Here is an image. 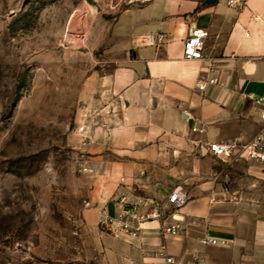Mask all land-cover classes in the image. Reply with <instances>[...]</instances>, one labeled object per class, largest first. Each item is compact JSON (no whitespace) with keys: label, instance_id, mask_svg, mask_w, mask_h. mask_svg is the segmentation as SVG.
<instances>
[{"label":"crops","instance_id":"0c3cea01","mask_svg":"<svg viewBox=\"0 0 264 264\" xmlns=\"http://www.w3.org/2000/svg\"><path fill=\"white\" fill-rule=\"evenodd\" d=\"M191 29L206 33L203 59L183 57ZM112 30L114 66L90 80L80 109L91 117L90 139L78 134L95 184L88 214L118 217L124 203L144 213L150 199L182 229L165 234L156 220L136 233L100 232L104 264H164V255L264 264V163L207 152L209 143H246L264 131V0L132 2ZM156 33L164 41L143 43ZM174 189L186 197L175 212L167 205ZM204 237L229 244L205 245Z\"/></svg>","mask_w":264,"mask_h":264},{"label":"rangeland","instance_id":"374dc122","mask_svg":"<svg viewBox=\"0 0 264 264\" xmlns=\"http://www.w3.org/2000/svg\"><path fill=\"white\" fill-rule=\"evenodd\" d=\"M24 1L0 0V264H104L80 109L144 0Z\"/></svg>","mask_w":264,"mask_h":264},{"label":"built area","instance_id":"2783aa9c","mask_svg":"<svg viewBox=\"0 0 264 264\" xmlns=\"http://www.w3.org/2000/svg\"><path fill=\"white\" fill-rule=\"evenodd\" d=\"M230 7H240L245 3V0H226ZM165 39V34L156 33L150 34L143 39L144 44L158 45ZM206 39V33L199 29H191L184 44L183 57L186 60H200L204 58L203 46ZM215 83V79L210 78L206 80H200L197 84L199 91H204L205 83ZM264 104V96L261 98ZM87 115V114H84ZM261 119L264 122V110L261 114ZM80 121L78 126V133L81 135H89V127L86 122V118ZM88 139H90L88 137ZM235 151L239 154L240 158L253 160L259 163H264V131L258 133L250 141L241 143L234 140L230 142H212L207 146V152L212 156L220 159H224L232 155ZM186 202V197L181 195L178 189H174L167 199V205L173 212L180 209ZM148 209L141 213L138 203H124L121 213L118 217L109 216L106 211L100 216V225L103 230L109 232L120 233H136L141 230L142 226L146 222L162 221L161 230L166 234H178L181 231V226L178 223H167L165 221L167 214L164 211V207L161 205H154L153 201L147 199L145 201ZM89 205V203H87ZM173 220L175 216L170 213ZM201 242L205 245H228L227 239H218L215 237H204ZM160 253L164 255V246L160 247ZM164 264H201V261L197 259L184 261L178 257L172 255H164Z\"/></svg>","mask_w":264,"mask_h":264},{"label":"water","instance_id":"95a60500","mask_svg":"<svg viewBox=\"0 0 264 264\" xmlns=\"http://www.w3.org/2000/svg\"><path fill=\"white\" fill-rule=\"evenodd\" d=\"M29 1H30V0H25V1H24V4L28 3ZM90 1H92V0H90Z\"/></svg>","mask_w":264,"mask_h":264}]
</instances>
